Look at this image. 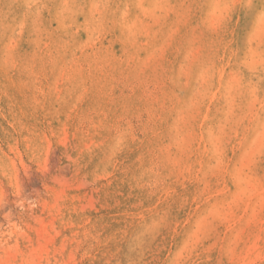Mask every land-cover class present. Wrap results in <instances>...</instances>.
I'll use <instances>...</instances> for the list:
<instances>
[{
	"label": "rangeland",
	"instance_id": "obj_1",
	"mask_svg": "<svg viewBox=\"0 0 264 264\" xmlns=\"http://www.w3.org/2000/svg\"><path fill=\"white\" fill-rule=\"evenodd\" d=\"M0 264H264V0H0Z\"/></svg>",
	"mask_w": 264,
	"mask_h": 264
},
{
	"label": "bare ground",
	"instance_id": "obj_2",
	"mask_svg": "<svg viewBox=\"0 0 264 264\" xmlns=\"http://www.w3.org/2000/svg\"><path fill=\"white\" fill-rule=\"evenodd\" d=\"M218 19V18H217ZM145 64V63H144ZM122 83V82H121ZM138 94V93H137ZM122 143V142H121ZM177 148V147H176ZM263 151V150H262ZM167 160V159H166ZM151 181V180H150ZM199 218V217H198ZM101 226V225H100ZM155 228V227H154ZM215 229V228H214ZM153 233V232H152ZM153 239V238H152ZM50 243V242H49ZM61 245V244H60ZM213 245V244H212ZM81 249V248H80ZM90 249V248H89ZM75 259V258H74Z\"/></svg>",
	"mask_w": 264,
	"mask_h": 264
}]
</instances>
